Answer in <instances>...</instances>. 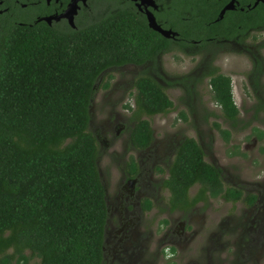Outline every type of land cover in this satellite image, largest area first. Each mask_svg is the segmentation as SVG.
Wrapping results in <instances>:
<instances>
[{
	"label": "trees",
	"instance_id": "trees-1",
	"mask_svg": "<svg viewBox=\"0 0 264 264\" xmlns=\"http://www.w3.org/2000/svg\"><path fill=\"white\" fill-rule=\"evenodd\" d=\"M16 1L29 6L33 0H0V264H29L32 258L37 264H103L107 206L99 148L89 131L97 83L109 68L155 61L173 43L130 7L94 22L78 21L73 29L34 22L31 6L24 9ZM60 2L65 7L70 0ZM225 2L158 0L161 9L155 16L160 25L180 33L184 50L193 41L204 44L215 35H231L232 29L219 21ZM263 8H255L250 20L244 13L232 20L245 26L249 21L258 30L264 25ZM50 12L43 2L37 15ZM207 74L223 118L238 126L242 121L231 80L216 71ZM135 87L137 115L173 110L164 88L148 74L138 76ZM256 108L264 112V102ZM136 129L134 136L148 144L150 122L140 119ZM221 132L229 140L230 132ZM194 185L202 194L227 200L237 193L224 188L220 168L206 161L200 143L186 138L167 181L176 207L186 206Z\"/></svg>",
	"mask_w": 264,
	"mask_h": 264
},
{
	"label": "flooded vegetation",
	"instance_id": "flooded-vegetation-1",
	"mask_svg": "<svg viewBox=\"0 0 264 264\" xmlns=\"http://www.w3.org/2000/svg\"><path fill=\"white\" fill-rule=\"evenodd\" d=\"M123 1L125 3L119 2L145 15L144 11L138 8L137 2ZM225 1L220 9L219 18L226 6L232 1L235 4L234 10H227L221 19L225 21L226 27L232 29L231 35L228 37L215 35L208 38L209 42L204 44L193 41L190 47L203 52L202 69L208 70L207 73L216 71L217 74H222L231 80L232 93V78L222 73L218 66L223 68L221 61L227 57H245L250 69L243 75L244 78L238 79L241 80L240 87L245 80L252 93L261 92L264 84V61L261 57L264 44L257 47L258 40L253 33L264 31V25L256 30L249 21L247 26L235 25L232 19L238 13L247 14L249 19L255 8L264 5V0L260 1L256 7L254 6L258 0ZM43 2L51 12L37 15L42 12ZM128 2L133 7L127 4ZM156 3V10L149 8L154 15L161 9L158 0ZM16 4L24 9L31 6L30 12L32 18L35 17L32 19L34 22H39L38 20L47 16L60 15L68 6L64 7L60 0H51L49 4L47 0H33L29 2V6L19 1H16ZM2 5L0 2V7ZM88 7L89 5L82 7L79 14ZM261 14L264 18V8ZM24 17L26 21L31 20L27 15ZM66 24L69 25L68 21L62 19L59 22L53 21L52 26ZM163 28L177 33L175 38L168 39L173 43L171 49L174 46L180 48L184 41L180 33L172 28ZM169 52L171 51L167 53ZM165 54L159 55L155 61H148L142 66L126 64L109 68L99 77L96 93L91 102L89 131L95 137L99 148L97 165L107 206L103 264H264V177H256V180H249L247 184L239 183L243 177H239L237 182L232 180L230 187L224 186L225 189L232 188L237 192L236 196L230 200L224 199L221 195L213 196L211 192L202 194L200 186L194 185L189 189L186 206L176 207L173 193L167 186L172 163L169 166L165 159L173 158L174 160L180 143L187 137L182 138L175 145L172 144V148L163 154L166 144L158 142L157 134L153 130L152 139L146 145H142L138 137L134 136L138 133L136 126L140 117L134 114L131 117L125 115L131 110V106L125 103V99L131 91L134 92V111L136 112L135 82L136 78L142 74H148L161 85L153 72L138 74L137 71L148 63L154 64ZM109 71H122L125 75L132 76V80L126 81L119 77L114 79L111 75L103 80ZM206 76L209 78L208 74ZM111 77L112 79H109ZM184 78L186 77L179 80L181 81L179 88L182 84L189 82V79L183 80ZM256 80L258 84L255 83ZM177 85L178 82L175 86ZM244 91H247L245 87ZM97 98H99L98 102ZM258 99L260 101L257 105L264 102L262 97ZM255 111L258 114L260 112L264 114L257 108ZM225 122L229 123L226 120ZM230 126L233 127L231 124ZM262 136L263 133L260 132V138ZM220 170L224 184L225 172L221 168ZM192 189H194L193 192H191ZM219 201H225L236 209L235 218L231 220L234 223L233 240L224 241L223 221L217 228L207 230V217L200 214L201 210L213 208ZM209 203L210 206L207 207Z\"/></svg>",
	"mask_w": 264,
	"mask_h": 264
},
{
	"label": "rangeland",
	"instance_id": "rangeland-1",
	"mask_svg": "<svg viewBox=\"0 0 264 264\" xmlns=\"http://www.w3.org/2000/svg\"><path fill=\"white\" fill-rule=\"evenodd\" d=\"M88 5L89 7L79 14L77 21L94 22L100 16L117 8L128 7L113 0H89ZM253 36L258 40L257 47L264 44V31L255 32ZM170 51L154 64L148 63L137 71L138 74L153 72L174 104L173 110L166 115H139L140 119L150 122L153 131L157 134L158 142L166 144V149L162 151L163 154L172 148V144L175 145L182 138H193L203 146L206 161L224 170L225 187H230L232 180L237 182L239 177H243L239 182L241 184L256 180V177H264V114L261 112L258 114L255 111L260 101L258 98L264 99V84L261 92L257 93H252L245 80L240 87L241 80L238 79L244 78L243 75L250 69L247 59L243 56L227 57L221 61L223 68L218 66L222 73L232 78L233 97L241 113V124L233 128L225 122L220 107L212 98L209 78L206 76L208 70L202 69L203 52L195 48L186 49L184 52L177 46ZM261 55L264 61V52ZM110 75L114 79L119 77L126 81L132 80V76H127L122 71H109L103 80ZM182 77H189V82L182 84L179 88L181 84L179 80ZM177 82L178 85L175 86ZM182 82L184 83L183 80ZM244 87L247 89L246 92ZM133 94L134 92L131 91L125 99V103L131 106L129 113L125 114L127 117H131L132 114L137 117L134 111ZM96 101L98 102L99 98ZM216 125H219L220 129H217ZM221 130L231 133L229 142H226ZM260 132L263 133L262 138H260ZM165 160L170 166L173 158ZM209 206L210 203L207 207ZM235 213L236 209L225 201H219L214 204L213 208L200 212L201 215L207 217V230L217 228L218 224L224 222V241L234 239V223L231 220L235 218ZM37 263L38 259H30L29 264Z\"/></svg>",
	"mask_w": 264,
	"mask_h": 264
},
{
	"label": "water",
	"instance_id": "water-1",
	"mask_svg": "<svg viewBox=\"0 0 264 264\" xmlns=\"http://www.w3.org/2000/svg\"><path fill=\"white\" fill-rule=\"evenodd\" d=\"M51 0H47V3L49 4ZM129 1V0H127ZM133 2L138 3V8L142 11H144L147 20H148V26L153 31L159 33L162 37L165 39L175 38L177 36V33H175L173 30H167L164 29L160 24H158L157 19L154 15V13L149 10V8L157 9V3L156 0H132ZM260 1L258 0L254 7H256ZM89 0H70V3L68 4L66 10L60 14V15H54V16H47L44 18H41L38 20L39 22H46L48 25L52 26L53 21L59 22L62 19H65L68 21V24L71 28L76 29V17L79 14V11L82 7L88 6ZM235 4L234 1H232L228 6L225 7V9L220 14V20L223 19V16L227 10H234Z\"/></svg>",
	"mask_w": 264,
	"mask_h": 264
}]
</instances>
